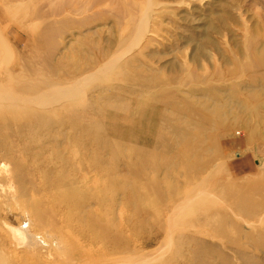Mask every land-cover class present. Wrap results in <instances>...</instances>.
Instances as JSON below:
<instances>
[{
  "label": "rangeland",
  "instance_id": "1",
  "mask_svg": "<svg viewBox=\"0 0 264 264\" xmlns=\"http://www.w3.org/2000/svg\"><path fill=\"white\" fill-rule=\"evenodd\" d=\"M0 264H264V0H0Z\"/></svg>",
  "mask_w": 264,
  "mask_h": 264
},
{
  "label": "bare ground",
  "instance_id": "2",
  "mask_svg": "<svg viewBox=\"0 0 264 264\" xmlns=\"http://www.w3.org/2000/svg\"><path fill=\"white\" fill-rule=\"evenodd\" d=\"M10 187V186H9ZM12 229V228H11ZM15 230V229H14ZM23 230V229H22ZM20 231L21 230H19V229H17V230H15V232H16V235H20ZM23 232V231H22ZM22 235V234H21Z\"/></svg>",
  "mask_w": 264,
  "mask_h": 264
}]
</instances>
